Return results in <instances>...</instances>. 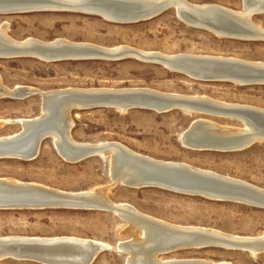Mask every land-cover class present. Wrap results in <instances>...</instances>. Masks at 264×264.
Returning <instances> with one entry per match:
<instances>
[{
  "label": "rangeland",
  "instance_id": "374dc122",
  "mask_svg": "<svg viewBox=\"0 0 264 264\" xmlns=\"http://www.w3.org/2000/svg\"><path fill=\"white\" fill-rule=\"evenodd\" d=\"M185 1L191 4L214 3L236 12L243 9L240 0ZM250 20L264 30V14L252 15ZM0 24L4 36L15 43L25 40L52 43L59 40L106 49L123 46L164 55H205L264 64V40L216 36L205 28L186 25L176 17L172 8L148 20L124 23L81 11L31 10L27 13L0 14ZM25 55L28 56L0 57V85L8 89L27 86L42 92L144 88L162 94L205 97L215 102L264 110V82L249 85L219 79L199 81L133 56L114 61H49ZM40 99L39 92L24 99L0 98V121H5L0 125V136L19 130L17 123L6 121L37 116ZM70 117L73 122L70 134L74 141L116 142L145 157L189 164L264 189V140L236 151L194 150L181 144L180 136L196 119L214 122L223 130L217 129L219 134L228 133L224 128L241 127L238 121L189 113L179 108L163 112L146 108L124 112L109 107L75 108ZM0 177L65 192H101L100 196L110 203L131 205L139 213L175 226H200L240 237L264 236V208L158 187L130 188L113 184L107 157L92 156L67 162L56 153L50 139L42 141L37 156L32 160L0 159ZM105 187L108 190L105 191ZM126 227L123 219L107 210L0 209V237L68 236L109 245L110 248H104L91 264H127L129 255L116 249L118 243L131 239V234L125 231ZM165 253L158 254V259L205 260L203 263L207 264H264V251L252 253L212 245ZM0 264L40 263L5 259Z\"/></svg>",
  "mask_w": 264,
  "mask_h": 264
},
{
  "label": "bare ground",
  "instance_id": "6f19581e",
  "mask_svg": "<svg viewBox=\"0 0 264 264\" xmlns=\"http://www.w3.org/2000/svg\"><path fill=\"white\" fill-rule=\"evenodd\" d=\"M240 1L242 2L243 6L241 12H236L214 3L191 4L185 0H0V10L17 9L28 11H81L84 13L101 16L113 22L124 23L136 22V20L127 21L125 19H130L136 16L146 17V15L151 12V9L155 8V4L162 3L166 6H170L174 10L176 17L188 26L196 28L199 27L202 29L205 28L213 32V34H215L216 36L220 37H233L247 40H264V30L262 28H258V26L253 24L250 20V17L252 15L264 14V0ZM1 26L0 44L2 47L9 48V53H13V55L30 54L37 56V58L39 57L47 60L46 57H49V55L44 53L67 54L68 52L73 50H94L111 52L125 51L129 52V56H133V58L135 57V59H139L142 56L149 55L166 57L192 56L206 59L229 60L244 64L246 66H256L264 69V64L251 63L247 62V60L241 61L233 58H222L205 55L194 56L182 53L164 55L158 52L141 51L123 46L106 49L86 43H70L59 40L52 43H41L35 40H25L15 43L8 40L4 36L1 31ZM0 53L3 52L0 51ZM80 54L83 55L84 52ZM217 76V79L219 80H225V82L226 80L232 81V83L235 82L236 84L264 82V76L261 75L247 78H240L229 75ZM36 92H39L41 97L40 113L37 116L31 118H20L6 121V123H17L19 125V130L11 135L0 136V159L13 158L18 160H32L37 156L40 145L42 141L45 140L43 139L40 141V138L44 135H52L50 140L53 143L56 153L59 155V157L67 162H76L77 160L87 158V153H89L90 151H93V153H95L93 156L107 157L109 159V175L113 184H120L122 186L130 188H138L144 186L158 187L165 190H171L173 192L190 195H201L199 193H195L198 192L197 189H187L186 187L182 186V183L185 180H194L193 178H197L198 180L199 178V180H203L207 183L214 184V182H219L221 184L225 183L224 185H226V183L236 184L251 190H255L257 192L264 193V189L232 177L219 175L208 170L198 169L196 167L190 166L189 164L187 165L181 162H168L155 160L151 157H145L143 155L132 152L125 146L116 142H77L72 139L70 134L71 127L73 125L72 119L70 117L71 111L75 108H86L88 107L87 105L98 102H95L94 100L81 99L80 97L75 96V94L81 93L122 94L132 92H148L155 96L174 100V102L170 103L171 106H167L168 108L166 110L179 108L189 113L198 112V114L232 119L238 121L241 124V127L235 129L224 128L228 133L219 134L216 132V130L219 129V126L210 120L201 118L192 121L180 136V141L184 147L194 150L236 151V149H241L248 145L250 147V144H253V142H261V140H264L263 109L218 101L217 103L215 101L206 99L205 97L190 98L184 97L185 95L183 96L182 94V96L178 94H162L144 88H120L117 90L58 89L42 92L33 87L15 86L8 89L3 87V85H0V98L6 97L12 99H24L30 96V94L36 95ZM104 102L110 104L106 106L107 108H116L122 112L128 110L127 108L129 104L138 103L143 105L145 103L135 102L131 99L107 100ZM146 104L148 105V103ZM149 105L151 106H147L149 108L146 109L160 111L159 108L161 106H158V104ZM72 107L73 109H71ZM3 123H5V121H0V125H2ZM219 131L223 132L222 129H219ZM8 142L12 143V146H19V148L10 147L3 144H7ZM107 187H105V191L108 190ZM0 188L9 191H29L33 193L32 196H35L36 194V196L38 197H49L46 200H50V197H56L57 195L89 196L91 198L93 197L99 200L100 203H98V205L103 209H109V207L113 208L115 211L113 213H115L126 222L127 227L125 231L131 234L130 240L122 241L116 246L118 251H124L129 255L126 261L127 264H207L203 263L205 260L200 261L194 259H172L161 261L157 256L160 253L174 252L187 248H201L208 245L235 249L233 247H228V244L237 242H255L257 244L253 248H248V250H238H246V252L249 251L252 253L264 250V236L258 235V237H240L200 226H175L171 223L169 224L163 222L160 219L139 213L131 205L124 203H110L106 199H104V197L100 196L101 192H99V194L95 191L65 192L58 189H51L48 188V186L45 187L43 185L32 182H21L18 180L3 177H0ZM212 193L213 192L207 193L209 196H201L215 200ZM14 238L19 240L30 239L48 243L69 242L70 244H81L84 247H99L100 249L110 248L109 245L100 241L68 236H59L52 238H41L33 236H3L0 237V240Z\"/></svg>",
  "mask_w": 264,
  "mask_h": 264
},
{
  "label": "water",
  "instance_id": "95a60500",
  "mask_svg": "<svg viewBox=\"0 0 264 264\" xmlns=\"http://www.w3.org/2000/svg\"><path fill=\"white\" fill-rule=\"evenodd\" d=\"M155 7V8H154ZM154 9H151L146 17H133L130 19H125L127 21H137L141 19H151L167 9L171 8L162 3L155 4ZM31 12L28 10H17V9H3L0 10V13H27ZM7 47H2L0 44V57L7 56L9 58L17 57L18 55H13L9 53L10 51ZM84 54H80L83 53ZM49 55L46 57L49 61H61V60H85V59H99V60H121L128 58L130 53L125 51H81L73 50L67 54L62 53H44ZM19 56H28V55H19ZM139 59L154 63L160 64L187 77H191L194 80L207 81L217 79V75H229L236 76L240 78H247L252 76H264V69H261L256 66H246L244 64L233 62L229 60H218V59H206L198 58L192 56H179V57H166V56H157L149 55L142 56ZM247 84H250L247 83ZM76 97L86 100H94L97 103H92L87 105L86 108H103L109 103H105L107 100H122V99H131L135 102L143 103L142 104H129L127 109H136V108H149V104H158L161 106L159 108L160 112L165 111L171 102L174 100H169L164 97L155 96L148 92H132V93H122V94H102V93H81L75 94ZM148 103V105L146 104ZM163 103V104H161ZM168 106V107H167ZM171 106V105H170ZM73 109V107L71 108ZM52 135H44L40 138V141L43 139H51ZM39 141V142H40ZM10 147L12 143L8 142L3 143ZM15 149V148H14ZM87 158L92 157L95 153L90 151L87 153ZM79 161V160H77ZM194 180L189 179V181H184L182 183L183 187L187 189H197L198 192L203 196H209L207 193L213 192V197L217 201H230L237 202L247 205H252L258 208H264V193L257 192L255 190L248 189L246 187L236 185V184H221L219 182L207 183L203 180ZM180 182V181H177ZM179 185V184H178ZM0 209H44V208H68V209H86V210H108L114 211L113 208L103 209L98 205L100 203L96 198H91L89 196H76V195H57L56 197H50V200H46L49 197L41 196H32L33 193L24 190H6L0 188ZM247 189V190H246ZM192 192V191H191ZM194 192V191H193ZM212 196V195H211ZM257 244L255 242H237L228 244V247H233L237 249H247L253 248ZM117 249V248H116ZM105 249H100L99 247L92 248L90 246L84 247L81 244H74L69 242H40L30 239H4L0 240V261L5 259H14L19 261H33L40 264H91L97 255ZM264 251V250H263ZM257 252H262L257 251Z\"/></svg>",
  "mask_w": 264,
  "mask_h": 264
}]
</instances>
